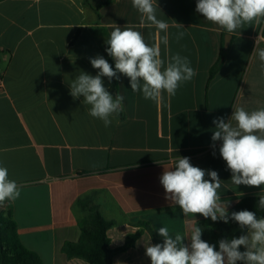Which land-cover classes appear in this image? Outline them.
I'll return each mask as SVG.
<instances>
[{
  "label": "crops",
  "instance_id": "crops-1",
  "mask_svg": "<svg viewBox=\"0 0 264 264\" xmlns=\"http://www.w3.org/2000/svg\"><path fill=\"white\" fill-rule=\"evenodd\" d=\"M196 2L157 0V18L169 25L164 33L131 0L0 1V164L21 192L3 208L22 244L44 264H88L62 253L66 242L80 239L74 205L87 196L105 219L116 221L107 233L111 248L144 230L114 264H151L145 246L163 243L159 227L187 235L205 219L185 216L166 199L159 178L179 156L218 172L228 211L245 197H264V186L231 182L221 141L211 139L214 119L227 122L237 107H264V62L257 54L264 49V18L228 34L197 13ZM115 26L140 31L165 62L176 54L187 57L197 75L175 95L165 92L154 101L132 91L124 75L118 73L116 83L103 78L111 93L115 87L124 96V110L105 127L89 115L83 97L73 99L69 85L81 71L97 74L90 57L101 55L111 64L104 48ZM221 55L223 64L210 78Z\"/></svg>",
  "mask_w": 264,
  "mask_h": 264
},
{
  "label": "clouds",
  "instance_id": "clouds-1",
  "mask_svg": "<svg viewBox=\"0 0 264 264\" xmlns=\"http://www.w3.org/2000/svg\"><path fill=\"white\" fill-rule=\"evenodd\" d=\"M131 3L147 21L167 33L169 25L156 15L157 0H131ZM195 10L206 21L231 34L245 23H259L264 18V0H197ZM183 35L179 33L177 39ZM105 43L115 68L101 55L90 57L97 74L81 71L69 85L73 99L83 97L82 104L89 106V115L101 120L105 127L124 110V96L119 93L113 96L103 78L110 83L114 78L119 79L118 73L124 75L129 78L132 91L154 101L165 92L175 95L183 83L197 75L187 57L176 54L165 62L160 48L149 45L143 34L131 27L115 26ZM162 43L168 44L167 35ZM257 54L264 62V49H259ZM213 123L216 127L211 139L221 141L219 154L231 172V182L236 186H264V107L253 111L237 107L227 122L218 117ZM159 179L166 199L185 216L200 214L224 223L232 220L242 234L238 238L220 239L217 250L215 244L202 239L200 227L191 228L187 235H173L167 227H159L158 235L163 243L148 242L145 246L151 264H264V218L246 209L229 214L228 202L218 192L221 179L217 171L193 166L190 158L179 156L171 168H164ZM20 194L17 181L0 164V204L16 200ZM259 207L264 208V197L260 198ZM241 246L244 251L240 250Z\"/></svg>",
  "mask_w": 264,
  "mask_h": 264
},
{
  "label": "trees",
  "instance_id": "trees-1",
  "mask_svg": "<svg viewBox=\"0 0 264 264\" xmlns=\"http://www.w3.org/2000/svg\"><path fill=\"white\" fill-rule=\"evenodd\" d=\"M106 48H104V52H106ZM109 60L113 64L111 57ZM223 61L224 56L221 55L211 70L210 78H213L218 72ZM113 81L116 83L115 78ZM112 93L114 96L116 95L115 87ZM260 198L258 196L245 197L228 212L231 214L233 211L246 209L256 212L258 218H264V208L259 207ZM74 210L79 216L81 236L78 242H66L63 245L62 253L68 260L79 259L88 264H114V257L134 247L144 232L143 229H140L134 234L128 235L123 246L113 249L107 233L116 226V221L103 217L100 206L95 202L94 197L87 196L77 200ZM195 227L202 229V239L215 244L217 250L220 239L238 238L242 234L238 224L232 220L224 223L222 220L214 222L210 218H205L197 221ZM144 228L152 232L148 225H144ZM240 250L244 251L245 249L241 246ZM0 264H44L38 254L22 244L17 234L16 222L11 213L4 210L3 204H0Z\"/></svg>",
  "mask_w": 264,
  "mask_h": 264
},
{
  "label": "water",
  "instance_id": "water-1",
  "mask_svg": "<svg viewBox=\"0 0 264 264\" xmlns=\"http://www.w3.org/2000/svg\"><path fill=\"white\" fill-rule=\"evenodd\" d=\"M229 41H230V37H229V36H227V37H226V41H225V46H228V44H229Z\"/></svg>",
  "mask_w": 264,
  "mask_h": 264
}]
</instances>
